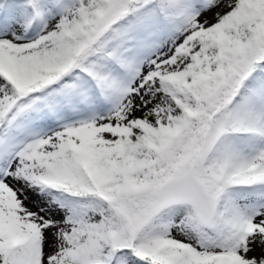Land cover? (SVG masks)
Masks as SVG:
<instances>
[{"label":"snow or ice","instance_id":"obj_1","mask_svg":"<svg viewBox=\"0 0 264 264\" xmlns=\"http://www.w3.org/2000/svg\"><path fill=\"white\" fill-rule=\"evenodd\" d=\"M0 264H264V0H0Z\"/></svg>","mask_w":264,"mask_h":264}]
</instances>
